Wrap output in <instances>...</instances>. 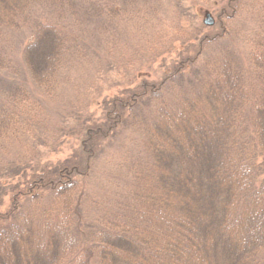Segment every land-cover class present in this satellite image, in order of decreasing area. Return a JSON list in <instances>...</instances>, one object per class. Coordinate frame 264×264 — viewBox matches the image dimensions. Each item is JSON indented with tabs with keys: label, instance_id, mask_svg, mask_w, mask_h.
<instances>
[{
	"label": "trees",
	"instance_id": "16d2710c",
	"mask_svg": "<svg viewBox=\"0 0 264 264\" xmlns=\"http://www.w3.org/2000/svg\"><path fill=\"white\" fill-rule=\"evenodd\" d=\"M184 1L0 0V264H264V0ZM83 95L100 115L31 165Z\"/></svg>",
	"mask_w": 264,
	"mask_h": 264
},
{
	"label": "rangeland",
	"instance_id": "374dc122",
	"mask_svg": "<svg viewBox=\"0 0 264 264\" xmlns=\"http://www.w3.org/2000/svg\"><path fill=\"white\" fill-rule=\"evenodd\" d=\"M201 1V0H199ZM183 4V13L185 18L189 19L188 21L191 23L192 26L196 25L198 22L203 21L205 18L206 12H211L214 16L213 9L210 7H206L203 10H200V3L192 0L184 1ZM180 41H176L173 47V53L165 54L166 56L153 58L151 54L148 56L141 55L139 60H132L134 65L128 64L127 68H118L113 67L111 70L107 71L99 77L98 81H95L96 85L94 86L93 90L104 89V95L111 94V90L116 88V90H120L121 83L129 82L136 73H150L147 76L153 77H160L163 75L165 70L169 68L171 62L179 57L183 52H185V48L182 47ZM176 52V53H175ZM146 75V74H142ZM98 85L99 88L96 86ZM93 92V91H92ZM109 93V94H108ZM91 96L83 95V99L80 103H76L71 106L65 116L61 118L64 120L65 127L67 128L66 133L67 136H57L55 139L51 140L50 142H44L42 144L33 143L32 150L34 152V157L31 160V165L40 161L51 162V164H57L59 161L63 160L69 153L77 145V140L75 141L76 133L74 131L78 128V125L85 117H96L100 115V108H98L99 104H96V101L90 99ZM3 186V187H2ZM0 187V202L3 200L4 205L2 208H5L9 197L6 196V188L4 184Z\"/></svg>",
	"mask_w": 264,
	"mask_h": 264
},
{
	"label": "water",
	"instance_id": "95a60500",
	"mask_svg": "<svg viewBox=\"0 0 264 264\" xmlns=\"http://www.w3.org/2000/svg\"><path fill=\"white\" fill-rule=\"evenodd\" d=\"M203 23L207 26H212L215 23L213 16L210 13H206Z\"/></svg>",
	"mask_w": 264,
	"mask_h": 264
}]
</instances>
